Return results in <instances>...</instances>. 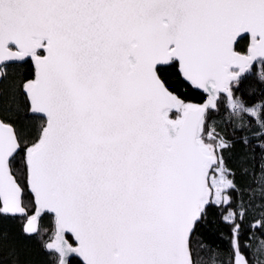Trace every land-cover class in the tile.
Returning a JSON list of instances; mask_svg holds the SVG:
<instances>
[{
  "label": "snow or ice",
  "instance_id": "1",
  "mask_svg": "<svg viewBox=\"0 0 264 264\" xmlns=\"http://www.w3.org/2000/svg\"><path fill=\"white\" fill-rule=\"evenodd\" d=\"M0 264H264V0H0Z\"/></svg>",
  "mask_w": 264,
  "mask_h": 264
}]
</instances>
